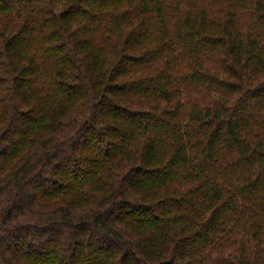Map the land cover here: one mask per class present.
I'll use <instances>...</instances> for the list:
<instances>
[{
    "label": "trees",
    "instance_id": "1",
    "mask_svg": "<svg viewBox=\"0 0 264 264\" xmlns=\"http://www.w3.org/2000/svg\"><path fill=\"white\" fill-rule=\"evenodd\" d=\"M0 264H264V0H0Z\"/></svg>",
    "mask_w": 264,
    "mask_h": 264
}]
</instances>
